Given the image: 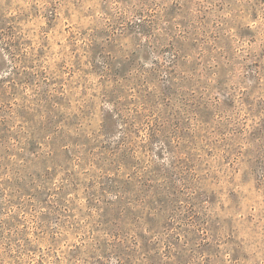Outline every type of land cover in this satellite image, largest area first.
<instances>
[{"label":"rangeland","instance_id":"rangeland-1","mask_svg":"<svg viewBox=\"0 0 264 264\" xmlns=\"http://www.w3.org/2000/svg\"><path fill=\"white\" fill-rule=\"evenodd\" d=\"M0 264H264V0H0Z\"/></svg>","mask_w":264,"mask_h":264}]
</instances>
